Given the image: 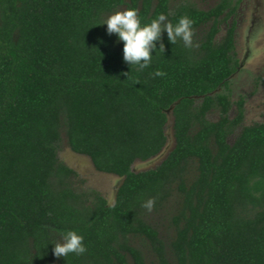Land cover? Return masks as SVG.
<instances>
[{"label":"trees","instance_id":"obj_1","mask_svg":"<svg viewBox=\"0 0 264 264\" xmlns=\"http://www.w3.org/2000/svg\"><path fill=\"white\" fill-rule=\"evenodd\" d=\"M240 2L201 10L173 0H0V264H151L143 250L154 264H264V117L229 143L244 98L231 119L219 91L239 67L236 22L217 40L220 23ZM120 8H135L142 26L187 16L192 42L162 33L164 52L143 70L129 66L102 25ZM169 109L173 149L133 172L165 147ZM62 133L98 172L123 178L113 205L73 189L77 174L58 158ZM153 197L149 212L142 203ZM171 199L165 243L148 217ZM68 230L87 250L58 258L50 243Z\"/></svg>","mask_w":264,"mask_h":264},{"label":"rangeland","instance_id":"obj_2","mask_svg":"<svg viewBox=\"0 0 264 264\" xmlns=\"http://www.w3.org/2000/svg\"><path fill=\"white\" fill-rule=\"evenodd\" d=\"M189 1L201 10H208L219 0H173V3ZM118 11H124L120 8ZM232 20L236 22L235 30V58L239 67L228 83L227 92L232 103L229 117L232 119L236 113L235 102L240 97L244 98V119L240 127L228 139L232 143L242 127L250 126L263 121L264 117V0H241L235 16L226 22L220 23V32L217 40H220ZM199 102V101H198ZM219 113L211 111L207 119L211 122L218 120ZM166 145L155 157L147 161H135L131 167L135 173L156 168L174 147L173 116L171 110L167 111V123L165 125ZM58 158L61 162L76 172V177L71 184L76 192H97L104 197L108 205H113L117 189L123 178L98 172L89 157L74 153L66 142L65 135H61V143L58 150ZM176 199H171L164 209L158 213L149 215L148 222L159 232L165 243L173 238L174 230L170 219L175 213ZM54 241L60 239L57 235ZM149 263L154 264V259L147 250H143Z\"/></svg>","mask_w":264,"mask_h":264},{"label":"clouds","instance_id":"obj_3","mask_svg":"<svg viewBox=\"0 0 264 264\" xmlns=\"http://www.w3.org/2000/svg\"><path fill=\"white\" fill-rule=\"evenodd\" d=\"M192 20L187 16L181 17L177 23L173 24L167 20L164 14H159L149 23L141 25L135 8H128L124 11H117L108 16L102 22L106 25V31L109 35L115 34L118 42H123V60L129 66H136L139 70L149 67L153 52L158 50L164 52V43L162 42V33H166L167 39L174 44L177 39L183 41L187 47L192 42ZM159 43V49H157ZM155 76H163L160 70L154 72ZM155 205V198H149L142 203V207L151 212ZM53 245L52 252L54 256L60 258L74 253L82 255L86 252L83 243V236L75 230H68L61 233L60 239L50 243Z\"/></svg>","mask_w":264,"mask_h":264},{"label":"water","instance_id":"obj_4","mask_svg":"<svg viewBox=\"0 0 264 264\" xmlns=\"http://www.w3.org/2000/svg\"><path fill=\"white\" fill-rule=\"evenodd\" d=\"M169 110H171V109H169Z\"/></svg>","mask_w":264,"mask_h":264}]
</instances>
